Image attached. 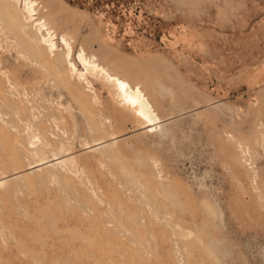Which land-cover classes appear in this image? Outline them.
I'll return each mask as SVG.
<instances>
[{"label":"rangeland","instance_id":"374dc122","mask_svg":"<svg viewBox=\"0 0 264 264\" xmlns=\"http://www.w3.org/2000/svg\"><path fill=\"white\" fill-rule=\"evenodd\" d=\"M0 179V264H264V0H0Z\"/></svg>","mask_w":264,"mask_h":264},{"label":"bare ground","instance_id":"6f19581e","mask_svg":"<svg viewBox=\"0 0 264 264\" xmlns=\"http://www.w3.org/2000/svg\"><path fill=\"white\" fill-rule=\"evenodd\" d=\"M33 3L34 2H32V1H30V2L28 1L27 5H26V9L30 13V16H32V11L34 10ZM24 4H26V3H24ZM44 25L45 24H42L41 27H39V28L42 29V27H44ZM42 41H44L46 44H48V47L51 50L54 49L55 46L57 47L56 41L54 40V36L50 30H48L47 34L42 36ZM63 42L67 46V55L66 56H69L70 51H71V45L69 44V42L67 41V39L65 37H63ZM78 56H79L80 61H82L85 64L87 70H89V71L92 70V72H94V71L100 72L107 79H109L111 82H113L115 84L114 86L117 88L120 97L123 98V101H124L123 103L131 106L133 108V110L135 111L136 115L138 114L139 116L144 118V121H146L145 125L143 124L144 126L150 125L152 123L154 124L158 120V116L154 113L153 109L151 108L152 106L150 104V101L148 100L147 96L145 95V93L143 92L142 88L139 85H133L127 78H125L119 74H116V73H111L110 70L105 68L103 65L97 63L94 59H88L84 55L83 50L80 53V55H78ZM72 67H74L73 69H76L74 64ZM79 75L83 76L82 71H80ZM58 156H60V155H58ZM55 158H57V157H55ZM4 180L5 179H0V183H2Z\"/></svg>","mask_w":264,"mask_h":264}]
</instances>
